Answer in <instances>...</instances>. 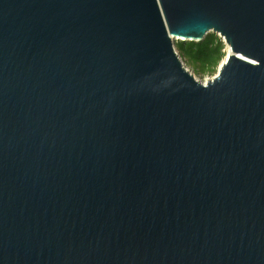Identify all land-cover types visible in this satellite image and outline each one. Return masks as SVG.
Returning <instances> with one entry per match:
<instances>
[{
    "label": "water",
    "instance_id": "95a60500",
    "mask_svg": "<svg viewBox=\"0 0 264 264\" xmlns=\"http://www.w3.org/2000/svg\"><path fill=\"white\" fill-rule=\"evenodd\" d=\"M0 264H264V0H0Z\"/></svg>",
    "mask_w": 264,
    "mask_h": 264
},
{
    "label": "trees",
    "instance_id": "16d2710c",
    "mask_svg": "<svg viewBox=\"0 0 264 264\" xmlns=\"http://www.w3.org/2000/svg\"><path fill=\"white\" fill-rule=\"evenodd\" d=\"M174 48L186 68L199 78L214 76L226 56L225 45L215 34L200 42H175Z\"/></svg>",
    "mask_w": 264,
    "mask_h": 264
},
{
    "label": "rangeland",
    "instance_id": "374dc122",
    "mask_svg": "<svg viewBox=\"0 0 264 264\" xmlns=\"http://www.w3.org/2000/svg\"><path fill=\"white\" fill-rule=\"evenodd\" d=\"M219 37V36H218ZM220 38V37H219ZM221 39V38H220ZM222 40V39H221ZM173 42V44H175V42H179V40H173L172 41ZM222 42H223V40H222ZM223 44H224V42H223ZM226 50H227V47H225V53H226ZM193 76H194V79L196 80V81H198L199 83H201V84H205V82L208 80V79H211L213 76H211V77H204V78H199L198 76H196V75H194L193 73H192V71L189 69V68H186Z\"/></svg>",
    "mask_w": 264,
    "mask_h": 264
},
{
    "label": "bare ground",
    "instance_id": "6f19581e",
    "mask_svg": "<svg viewBox=\"0 0 264 264\" xmlns=\"http://www.w3.org/2000/svg\"><path fill=\"white\" fill-rule=\"evenodd\" d=\"M229 54H230V50H229V48H227V50H226V56L229 55Z\"/></svg>",
    "mask_w": 264,
    "mask_h": 264
}]
</instances>
